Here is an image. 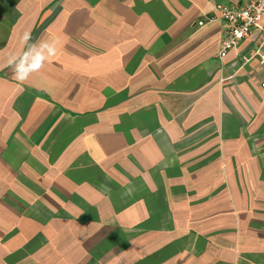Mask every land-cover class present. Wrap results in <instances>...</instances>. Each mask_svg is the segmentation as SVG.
I'll return each mask as SVG.
<instances>
[{"label": "crops", "instance_id": "1", "mask_svg": "<svg viewBox=\"0 0 264 264\" xmlns=\"http://www.w3.org/2000/svg\"><path fill=\"white\" fill-rule=\"evenodd\" d=\"M245 1L0 0V264H264L260 30L217 56ZM26 31L59 45L21 83Z\"/></svg>", "mask_w": 264, "mask_h": 264}, {"label": "built area", "instance_id": "2", "mask_svg": "<svg viewBox=\"0 0 264 264\" xmlns=\"http://www.w3.org/2000/svg\"><path fill=\"white\" fill-rule=\"evenodd\" d=\"M214 10L219 13V17L224 21L225 38L222 39L217 56L222 59L227 52L237 46V44L254 29H259L261 38L258 49L251 52L248 58L243 57V62H248L252 58H259L264 63V26L259 21L264 17V0H246L244 4H215ZM213 18V16H210ZM199 25L204 23L203 20L197 22Z\"/></svg>", "mask_w": 264, "mask_h": 264}, {"label": "clouds", "instance_id": "3", "mask_svg": "<svg viewBox=\"0 0 264 264\" xmlns=\"http://www.w3.org/2000/svg\"><path fill=\"white\" fill-rule=\"evenodd\" d=\"M31 41V33L24 32L20 43L24 50L20 53H10L7 65L12 68L15 79L19 82L26 81L32 73L40 71L50 57H54L58 51V40Z\"/></svg>", "mask_w": 264, "mask_h": 264}]
</instances>
